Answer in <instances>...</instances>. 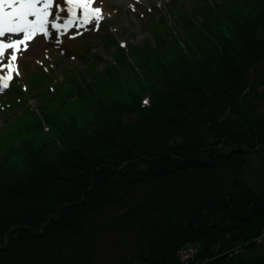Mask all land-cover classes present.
I'll return each mask as SVG.
<instances>
[{"label":"trees","instance_id":"1","mask_svg":"<svg viewBox=\"0 0 264 264\" xmlns=\"http://www.w3.org/2000/svg\"><path fill=\"white\" fill-rule=\"evenodd\" d=\"M215 3L0 151V264H264V0Z\"/></svg>","mask_w":264,"mask_h":264},{"label":"rangeland","instance_id":"2","mask_svg":"<svg viewBox=\"0 0 264 264\" xmlns=\"http://www.w3.org/2000/svg\"><path fill=\"white\" fill-rule=\"evenodd\" d=\"M58 2L62 4V0ZM215 2L96 0L94 6L100 7L105 16L99 31L92 26L91 30H72L60 37L59 42L38 37L27 50L18 53L20 75L14 76V83L0 93V144L3 149L8 144L18 145L20 132L40 129L44 125L46 128L56 125L58 129L63 125L66 129L73 122L69 120L70 116L76 115L77 122L88 117L89 111L80 107V94L88 89L94 90L106 78L105 75L127 72L133 49L154 45L151 32L156 27H159L157 31L162 30L160 25L153 28L155 23L164 20L167 26L163 28L175 34L177 13L183 10L181 14L199 21L196 15L200 9ZM131 75L123 76L127 80ZM262 235H258L257 242H264ZM193 246L186 243L181 247L187 254L179 255L186 263L196 251ZM233 256L235 260H241L248 256V252L239 248ZM117 260L115 255L109 264H116Z\"/></svg>","mask_w":264,"mask_h":264},{"label":"snow or ice","instance_id":"3","mask_svg":"<svg viewBox=\"0 0 264 264\" xmlns=\"http://www.w3.org/2000/svg\"><path fill=\"white\" fill-rule=\"evenodd\" d=\"M96 0H0V93L19 76L18 53L27 50L38 37L55 39L72 30L99 31L105 16ZM226 31V30H225ZM145 104L148 101H144ZM47 130V129H46ZM0 144V151H3ZM23 169L25 162L17 161Z\"/></svg>","mask_w":264,"mask_h":264},{"label":"built area","instance_id":"4","mask_svg":"<svg viewBox=\"0 0 264 264\" xmlns=\"http://www.w3.org/2000/svg\"><path fill=\"white\" fill-rule=\"evenodd\" d=\"M180 253L187 254V252L185 251V249H181L180 250Z\"/></svg>","mask_w":264,"mask_h":264}]
</instances>
